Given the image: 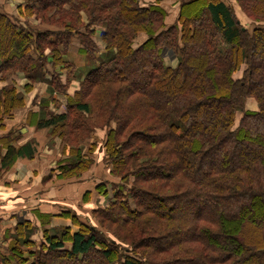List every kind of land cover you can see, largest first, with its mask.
I'll return each mask as SVG.
<instances>
[{"label":"trees","instance_id":"1","mask_svg":"<svg viewBox=\"0 0 264 264\" xmlns=\"http://www.w3.org/2000/svg\"><path fill=\"white\" fill-rule=\"evenodd\" d=\"M160 1L18 0L25 21L0 10L1 78L22 72L67 98L61 112L42 109L35 127L91 131L113 119L105 167L122 183L90 218L54 214L52 229H61L42 227L39 244L29 239L30 222L16 224L0 264H264V235L236 232L246 221L264 231V24L248 31L223 0H178L165 25ZM236 2L248 19L264 21V0ZM139 31L147 38L133 46ZM95 33L104 50L76 66L74 43L76 55L91 59ZM71 80L78 88L69 96ZM2 92L22 100L12 86ZM251 96L257 110L244 108ZM33 153L30 143L0 136V170ZM81 161L56 166L59 177L80 173ZM108 183L96 187L104 197Z\"/></svg>","mask_w":264,"mask_h":264},{"label":"rangeland","instance_id":"2","mask_svg":"<svg viewBox=\"0 0 264 264\" xmlns=\"http://www.w3.org/2000/svg\"><path fill=\"white\" fill-rule=\"evenodd\" d=\"M155 1V0H154ZM163 1V0H162ZM162 1L158 2V4H160ZM141 2H143L144 5H147L145 2L146 0H141ZM155 3V2H154ZM174 4H179L178 0H173ZM18 0H0V10H3L2 7L5 9L7 8L8 10L10 9L12 11V15L13 16H19L18 13ZM153 4V3H150ZM230 8H232L233 11V15L235 16L236 20L240 23V25L247 29L248 31H251L253 29V27L255 25H263V22H253L251 19H248L244 12L242 11L241 8H239V5L235 4V6H230ZM166 11V10H165ZM11 15V14H10ZM165 16L163 18V24L167 25L165 22ZM34 19V20H33ZM20 21H25L26 18L25 16H21L19 18ZM28 21L31 24H36L39 23L40 21L37 19H35V16H31L28 17ZM86 18L83 16L82 17V22H85ZM38 25L44 28H53L54 27L52 25ZM40 27V28H41ZM99 51L95 54H93V57L90 59L88 58L86 55H76L74 53V46L72 48V52L69 53V58L72 59L76 66H82L84 64H88V62L90 61V63H93V61H95V59L101 55L100 53L104 50V42H102V40L100 39L98 34H94L93 36ZM147 38V34L143 31H139L135 34V36L133 37V41H132V45L135 46L138 43H141L143 41H145ZM76 48V47H75ZM46 52V50H45ZM169 63H172V60L168 61ZM52 66L47 67V70H49V72L52 71ZM241 71L242 70H238L236 71V73L233 74V78H238L241 75ZM56 73L59 74L60 70L56 69L55 70ZM65 73L66 71L62 72V75L60 78V81L62 83L65 84ZM9 74V76H7L6 78H1L0 75V129L5 131V125L4 123H6V121L8 122V120L10 121H14L16 119L22 118V116H25L26 111L29 108V105L32 103H35L34 101L36 100L35 98L37 97V94L40 93L41 88H44L45 85L49 87V84H44L43 82H41L40 80L36 81H30L22 72H7L5 73V75ZM4 75V74H3ZM60 76V74H59ZM66 88H65V93L66 91H68L70 88H73L72 90H76L78 88V84L77 81L71 80L70 82H67L66 84ZM12 86L15 90V94L16 95H20L22 100H17L16 98L10 96L8 97V99H4L5 95L3 94L2 90L5 89V87H9ZM47 87V90H48ZM53 93V92H52ZM34 94V96L32 97V95ZM67 95H71L68 94ZM14 96V95H13ZM55 99L54 101H52V99ZM94 99H97L94 98ZM67 98L66 95L64 96L63 94L59 93V94H50V96H48L46 98V100L42 99V97H40V110L43 109V107L41 106H48V107H53V109H58L59 107L65 105ZM7 102V105H12L14 106V108H11L8 112L5 111L4 109V102ZM49 103H52L51 105H49ZM97 104L98 102L96 100H94V102L91 104V112H95L98 108H97ZM46 108V112H49L47 107ZM244 108H246L247 110L251 111V110H257V104H256V100L254 99V97H249L246 99L245 104H244ZM45 110V109H44ZM54 113V112H53ZM43 113H41L42 115ZM40 114L37 116V118H39L41 116ZM241 114L237 113L235 119H234V127L237 126V124L239 123L238 120L240 118ZM88 120H91V117L89 116H84V118H86ZM113 119H111L107 126H111L113 127ZM94 128L91 131H88L87 129H82L80 132L77 131H72L67 128L64 127H57V128H45V130L43 129L42 133H38V141L40 142H36V143H32L33 144V149H34V153L36 152V157L34 159H26V161H21L18 162V160L16 159L11 165L14 166L15 169L13 170V173H10L9 175V170L10 167L8 169H4V170H0V181L1 180H10L12 179V181L14 180V182L16 180L19 179H23L25 175L29 174V175H38L39 170L41 167L45 168V165L47 164L48 166H58L60 164H67L70 161L73 160V156H77L78 158L82 159L81 161V167L83 170H81L80 173H77L75 176L72 177H67V178H63V177H59V171H56V176L54 178H52L51 184L52 186L54 184H61L62 182H67L69 180L73 181V183H80L83 180H94L97 179V177L99 176V172L97 171L98 169H105V170H109L105 167V159H107V154L105 152V148H104V137H105V132L107 130V126L105 125H95L94 124ZM8 134V133H7ZM70 136H67L69 135ZM101 134V135H100ZM70 137L71 141L68 140V138ZM36 144V145H35ZM18 146V145H17ZM82 152V153H81ZM82 155H81V154ZM32 155V156H33ZM33 158V157H32ZM17 162L20 164L19 166L17 165ZM17 165V167H16ZM37 169V171L35 170ZM54 171H51V173L48 175V177L46 178H51L52 175L54 174ZM58 175V176H57ZM43 179V180H45ZM130 181L132 180L131 178H128ZM90 180V181H91ZM108 183V182H107ZM114 185L108 183V185L105 186V191H106V198L105 200H103L101 203H98V200L96 201L97 203L95 204L96 206H104L107 203V200L110 198V195L112 194L113 190L117 187V186H121L122 183H119L118 180L115 179V181L113 182ZM110 184V185H109ZM100 194V193H98ZM87 198H85L84 200H90L89 194H86ZM102 195V194H100ZM84 197V196H83ZM91 215V214H90ZM58 220V219H57ZM82 221L85 220V218L82 217L81 219ZM60 221V220H58ZM66 222H63L64 225L68 224L69 225V231H74V229H76L77 227H75L73 224L70 223L69 219L65 218ZM53 220H49L48 224L53 225ZM247 223L245 224V226H241L240 229L236 230L237 234H239L241 237H249L250 233H254L256 232L260 237H262L264 235V231L262 230V227L259 225V222H250V221H246ZM62 226V225H61ZM112 227H116V226H112ZM61 227L58 228H51V232H55V231H60ZM263 231V232H262ZM52 234V233H50ZM42 240V234L40 236V238L38 239L37 244L40 243V241ZM8 241V239H7ZM7 243V242H6ZM8 245V244H7Z\"/></svg>","mask_w":264,"mask_h":264},{"label":"crops","instance_id":"3","mask_svg":"<svg viewBox=\"0 0 264 264\" xmlns=\"http://www.w3.org/2000/svg\"><path fill=\"white\" fill-rule=\"evenodd\" d=\"M223 1L233 7L236 4V0ZM145 3L148 5L154 3V0H146ZM159 6L166 10L165 22L167 25H171L177 17L178 5L174 4L173 0H163ZM2 9L4 13L13 14L10 9H4L3 7ZM47 87L45 85L44 88H41L40 93L35 98V103L29 105L25 116L14 121L8 120V122L4 123L6 129L5 131L0 129V136L10 137L11 143L15 146L30 143L32 147L33 142H40L37 139V135L38 133H42L45 128H36L35 122L38 119L37 116L41 115L42 112V109L40 110V97L46 100L50 95ZM72 89L70 88L66 93L68 94L69 92L71 94L73 92ZM52 94L57 93L53 92ZM51 104L49 103V105ZM41 107L46 110L44 105ZM46 107L49 113H57L63 110V106L58 109H53L52 106ZM35 157L36 152L33 158L24 157L17 160L24 163L26 159L28 161V159H34ZM18 162L17 165L19 166ZM14 169V166L10 167L9 175L14 172ZM35 170L37 171V169ZM38 170V175L27 174L23 179L16 180L15 182L12 179L0 181V252L2 254H7L6 248L8 243H6L7 239L5 237L14 232L16 224L25 223L26 221L30 222L34 231L31 233L29 239L37 243L43 228H47L49 231L52 228L51 223L48 224V221L52 219L54 214L70 210L80 218H90L91 210L95 208L96 201L98 200V203H101L105 200L104 196L98 194L96 190L97 185L115 181L110 175L109 170L97 168V171L100 173L97 179H90L91 181L83 180L80 183H73V181L69 180L52 186L51 181L56 176V166H48L46 164L45 168L41 167ZM53 170L55 171L52 177L45 179ZM85 194H89L88 198L90 200H84L83 196Z\"/></svg>","mask_w":264,"mask_h":264}]
</instances>
